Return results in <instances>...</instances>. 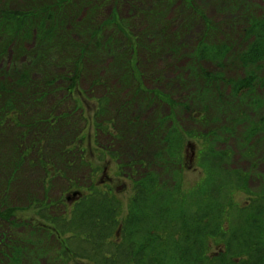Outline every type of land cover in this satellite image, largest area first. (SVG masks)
<instances>
[{
	"label": "rangeland",
	"instance_id": "rangeland-1",
	"mask_svg": "<svg viewBox=\"0 0 264 264\" xmlns=\"http://www.w3.org/2000/svg\"><path fill=\"white\" fill-rule=\"evenodd\" d=\"M10 1V7L18 8L32 0ZM87 3L85 6L82 2L73 5V10L68 13L69 19L61 26L73 28L72 37L78 42L87 44L89 39L93 41L90 45H99L87 47L91 56L85 60L80 82L75 87H72V68H68V61L61 60L67 57L62 47L55 44L48 49L44 43L40 44L35 28L31 29V37L23 44L24 50L18 49L17 40L9 41L5 47L7 35L0 33V83L4 84L0 91V109L7 103L22 113L16 116L14 111L0 113V191L5 193L0 199L4 202L2 207L8 209L2 210L8 213L6 219H0V250L8 241H12L9 243L11 247L18 244L21 250L18 264H93L79 263L75 257L65 263L66 259L58 257L57 250L64 249L61 239H57L58 244L54 239L58 232L50 235L54 228L51 223L47 225L38 217L36 221L33 219L34 211L39 213L43 209L39 211L30 207V203L47 197L54 218L60 217L66 213L65 204L71 207L95 183L112 189L125 206L133 193L132 182L125 178V172L132 170V175L128 176L140 178L155 173L158 180L167 179L155 157L163 145L161 135L152 141L147 136L155 126L154 122L162 118L165 119V132L174 126L195 135L214 132L215 150L230 152L227 171L241 173L247 179V190H242L240 182L232 188L237 205L243 206L251 192L264 195V141L259 134L253 136L248 143L252 150L247 154L241 144L245 128L250 122L257 121L263 111L240 96L233 99L230 91L222 86L223 100H212L203 91V82L197 85L196 67H191L195 46L206 33L204 16L215 26L213 39L224 43L227 40L233 44V55L239 54L246 43L244 31L252 20L250 15L264 17V0H88ZM49 4L54 12L55 5ZM147 11H155L156 16L146 18ZM90 13L95 14L91 15L92 26L100 29L99 40L89 32L85 35L74 29ZM134 42L140 47L137 54L140 65L135 64V71L130 69L135 58ZM119 57L127 59L131 67L126 64L128 69L122 68L117 60ZM233 61L234 58L224 61L223 69L207 62L201 66L208 72L221 70L227 79L242 78L245 73ZM129 70L135 76L141 71V82L134 77L126 82L131 77ZM25 72L29 75L28 83L19 87L17 82ZM49 84L51 88L47 86ZM46 88L50 93L42 99L41 94H45ZM142 90L156 91L159 97L168 95L176 106L175 111L167 103L147 97ZM104 97L110 101L106 115L101 117L102 120L100 117L95 119L100 106L97 99ZM42 113H51L53 118L64 115V119L49 128L46 122L41 124ZM126 113L130 118L135 117V125L121 122ZM200 116L204 119L201 120ZM34 121L37 127L41 124V129L29 128ZM116 133L121 137L110 144ZM73 144L80 150L68 153ZM102 147H111V153L118 154L117 159L115 154L107 151L101 162ZM198 148L195 138L187 137L184 143L187 161L181 175L183 182L194 186L201 171L197 164ZM22 150L25 158L21 163L18 158ZM57 152L64 155H56ZM81 153L85 154L86 162L95 167L92 169L96 175L91 176L89 168L81 164ZM69 158L77 160L65 166ZM40 162L53 165V171H60L62 176L45 179ZM123 164L130 165V168H123ZM175 169L178 170L176 166L172 170ZM65 178L76 179V187L70 184L67 189ZM59 244L61 248H58ZM217 248L211 250L217 252ZM7 263L8 260L0 254V264Z\"/></svg>",
	"mask_w": 264,
	"mask_h": 264
},
{
	"label": "trees",
	"instance_id": "trees-1",
	"mask_svg": "<svg viewBox=\"0 0 264 264\" xmlns=\"http://www.w3.org/2000/svg\"><path fill=\"white\" fill-rule=\"evenodd\" d=\"M91 1L95 2V0ZM79 2H82L84 6L88 4V0H32L23 6L12 8L9 5L10 0H0V33L7 35L5 47L8 46L9 41L17 40L19 41L18 49L24 50L23 44L31 37V29L35 28L40 44L44 43L48 49L55 44L62 47L67 57H62L61 60L68 61V68H72L74 74L72 87H75L80 82L85 60L91 56V53L86 50L87 47L99 46L90 45L93 41L89 39L87 44L78 42L72 37L75 33L73 28L61 27L69 19L68 13L73 10V5ZM49 3L55 5L54 12L51 11L53 7ZM91 15L95 14L90 13L87 19L81 20L74 29L85 35L89 32L93 38L96 37L99 40L100 29L92 26ZM153 16H156L155 11L146 12V18ZM250 16L252 20L244 31L246 43L243 44L239 54L235 53L236 55L231 52L233 44H229L227 40L224 43L213 39L215 26L204 16L202 19L206 25V33L197 42L191 63L193 69L196 67L197 85L203 82V91L209 94L212 100L219 99L220 102L223 100L220 92L222 86L230 91L233 99L240 96L243 100L252 103L259 111H263L257 121L249 123L241 136L242 148L246 149V154L252 150L248 143L253 136L259 134L264 141V17ZM47 22L50 23L49 26ZM249 41L251 44H247ZM133 47L135 58L131 62L132 67L125 58L119 57L117 60L122 68L131 67L130 69L135 71V64L140 65L137 57L139 46L137 47L134 42ZM146 54L150 55V51L146 50ZM232 58L245 73L242 78L227 79L221 70L208 72L201 66L207 62L223 69L224 61L227 59L230 61ZM141 65L144 67L143 64ZM249 68L253 69L248 70ZM131 70H129L131 77H128L126 82H130L133 77L141 82V71H138L135 76ZM28 78V72L23 73L17 82L20 83L19 87L26 86ZM47 86L51 88L52 85ZM3 87L4 84L0 83V91ZM142 92L149 98H156L160 102L167 103L175 111L176 106L168 95H161L158 92L161 95L159 97L156 91L142 90ZM49 93L50 91L46 88L45 94H41L42 99ZM199 100L203 104L201 99ZM97 102L100 106L94 118L100 117L99 119L102 120L101 117L106 115V106L110 101L109 98L104 97L97 99ZM13 106L4 103L0 113L4 115L5 112L14 111L15 116L18 115L20 111L14 110ZM204 109L207 107L204 106ZM121 110L125 112L124 109ZM5 116H8V113ZM41 116V124L46 122L49 128L59 124V119H64V115L53 118L51 113H42ZM200 118L204 119L203 116ZM92 122L96 127V121ZM121 122L132 126L136 121L135 117L130 118L126 113ZM164 122L163 118L155 121L153 130L147 136L152 141L155 136L161 135L160 142L162 141L163 145L155 157L156 163L163 167L167 179L160 181L155 173H147L140 178L136 175L128 176L132 175V170L125 172L127 178L131 177L133 188L132 197L125 206L112 189H105L95 183L90 186V189L84 191L71 207L65 204L66 213L60 217L54 218L52 207L49 208L50 205L47 203L49 201L47 197L30 203V207L39 211H41L40 208L43 209L39 213L34 211L35 221L41 218L45 224L51 223L50 226L57 229L53 228L49 232L50 235L58 232V235L54 236L57 244V239H61L64 249L60 244L57 245L61 248L57 250V256L60 255L61 259H66L65 263L75 257L79 263L92 262L93 264H264V195L251 192L243 206L237 205L233 199L232 188L240 182L242 190H247V179L241 173L227 171L226 165L230 161V152L215 150L214 132L195 135L194 132L187 133L178 129L177 126L165 132ZM41 124L37 127L34 121L29 128L41 129ZM22 135L24 136L25 132ZM119 136L118 133L112 136L110 144ZM187 137H194L199 146L197 164L201 171L196 186L182 181L181 172L184 171L183 166L187 161L184 157V143ZM77 146L73 144L68 153L80 150ZM110 148L102 147L104 150H100L101 162L104 152L111 153ZM56 155L62 157L64 154L57 152ZM81 155L82 153L79 155L81 164L89 168L88 172L91 176L96 175L95 170L92 169L95 167L86 162L84 153ZM114 156L117 159L118 154ZM24 158L25 153L22 150L18 162L23 161ZM76 160V158H69L64 165L74 164ZM40 163L45 171V179L51 180L62 176L60 171H53V165ZM175 166L178 170L173 171ZM124 167L128 169L130 165L123 164ZM65 180L68 182L67 189L70 184H75V181L77 183L76 179L74 181V179L65 178ZM1 194L5 193L0 191V196ZM3 204V199H0V219H6L5 216L8 215L2 211L7 209L2 207ZM45 224L43 226L49 230ZM11 242L8 241L7 244L2 245L0 254L8 260V263L11 261L12 264H18L21 254L20 246L17 244L11 247L9 245ZM214 247H218L217 252L211 250Z\"/></svg>",
	"mask_w": 264,
	"mask_h": 264
},
{
	"label": "flooded vegetation",
	"instance_id": "flooded-vegetation-1",
	"mask_svg": "<svg viewBox=\"0 0 264 264\" xmlns=\"http://www.w3.org/2000/svg\"><path fill=\"white\" fill-rule=\"evenodd\" d=\"M104 173H105V171H104ZM101 182L103 183V180H101Z\"/></svg>",
	"mask_w": 264,
	"mask_h": 264
}]
</instances>
